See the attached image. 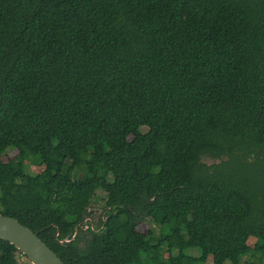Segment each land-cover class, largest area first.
<instances>
[{
    "label": "trees",
    "instance_id": "16d2710c",
    "mask_svg": "<svg viewBox=\"0 0 264 264\" xmlns=\"http://www.w3.org/2000/svg\"><path fill=\"white\" fill-rule=\"evenodd\" d=\"M0 213L65 264H264V0H0Z\"/></svg>",
    "mask_w": 264,
    "mask_h": 264
},
{
    "label": "water",
    "instance_id": "95a60500",
    "mask_svg": "<svg viewBox=\"0 0 264 264\" xmlns=\"http://www.w3.org/2000/svg\"><path fill=\"white\" fill-rule=\"evenodd\" d=\"M75 235V234H74ZM74 235L72 238H74ZM0 239L13 244L31 264H65L38 235L17 219L0 213ZM68 237L60 243L69 241Z\"/></svg>",
    "mask_w": 264,
    "mask_h": 264
},
{
    "label": "rangeland",
    "instance_id": "374dc122",
    "mask_svg": "<svg viewBox=\"0 0 264 264\" xmlns=\"http://www.w3.org/2000/svg\"><path fill=\"white\" fill-rule=\"evenodd\" d=\"M15 154V150L13 148H8L5 150V153L2 155V160H6L8 157H11ZM208 162H217L219 161V159H213V158H209L207 160ZM26 168L33 172V173H37V172H40L43 170L44 168V165L43 164H39V165H34V164H31L30 162H27V166ZM103 196H104V193L103 191H100L97 193V195L95 196V201H93L90 206H89V209L88 211L90 212V215H87L85 218V220L88 222V225L91 226V222H92V226L95 227L96 226V217L99 216V214L101 213L102 211V208L103 205ZM98 218V217H97ZM152 223L150 221H145V222H141L138 224L137 226V230L139 232H142V233H146L147 230L152 227ZM255 243V237L253 236H250L247 240V244L248 246L252 247ZM21 258V257H20ZM28 260V259H27ZM30 261L28 260V263L29 264ZM208 264H210V259H208Z\"/></svg>",
    "mask_w": 264,
    "mask_h": 264
},
{
    "label": "flooded vegetation",
    "instance_id": "af4514ba",
    "mask_svg": "<svg viewBox=\"0 0 264 264\" xmlns=\"http://www.w3.org/2000/svg\"><path fill=\"white\" fill-rule=\"evenodd\" d=\"M99 215H100V214H99ZM97 217L99 218L100 216H97ZM97 217H96V222H97V220H98ZM85 219H86V218H85ZM85 219L83 220L84 227H85V228H87V227H91V228H93V226H92V222H91V226H89V225H88V222H87ZM96 225H97V223H96Z\"/></svg>",
    "mask_w": 264,
    "mask_h": 264
},
{
    "label": "built area",
    "instance_id": "2783aa9c",
    "mask_svg": "<svg viewBox=\"0 0 264 264\" xmlns=\"http://www.w3.org/2000/svg\"><path fill=\"white\" fill-rule=\"evenodd\" d=\"M29 264H31V263H29Z\"/></svg>",
    "mask_w": 264,
    "mask_h": 264
}]
</instances>
